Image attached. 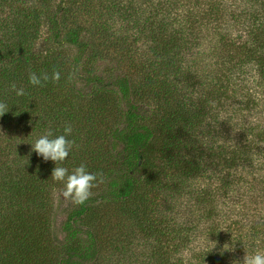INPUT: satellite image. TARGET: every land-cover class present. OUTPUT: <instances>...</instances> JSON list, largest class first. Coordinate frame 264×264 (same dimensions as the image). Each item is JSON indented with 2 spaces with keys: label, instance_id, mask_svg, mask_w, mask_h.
Masks as SVG:
<instances>
[{
  "label": "trees",
  "instance_id": "1",
  "mask_svg": "<svg viewBox=\"0 0 264 264\" xmlns=\"http://www.w3.org/2000/svg\"><path fill=\"white\" fill-rule=\"evenodd\" d=\"M256 1L252 0L253 5ZM77 2L0 0V8L7 4L13 9L0 18L4 23L0 29V102L9 107L0 116V264H97L101 247L94 225L89 224L92 214L101 206L138 202L144 189L154 190L159 185L177 195L183 191L189 202L186 208L193 211L195 219L189 226L205 223L211 237L219 238L222 232L227 235L228 247L236 252L234 261L261 248L264 216L258 213L260 206L252 205H263L264 200V54L259 50H264V15L250 13V30L246 31L240 14L219 9L226 2L232 5V0H164L155 5L158 12L164 11L163 18L146 17V31L152 44L151 66L166 79L160 83V92L157 86H149L150 80L158 81L155 76L143 84L119 73L115 61L96 64L83 30L66 25L61 18ZM260 2L264 6V0ZM200 20L211 23L217 37L211 51L217 54L207 75H184L181 81L178 74L183 69L177 58L190 51L200 55L199 37L192 31ZM37 21L42 27L39 41ZM176 24L178 29L173 28ZM240 66L251 68L256 75L254 91L259 92L252 93L241 84L242 94L232 91L230 79ZM53 71L60 72L58 82L29 84L31 72L51 75ZM12 84L23 88L24 95L17 96ZM197 88L201 95H196ZM146 90L156 97L147 99L150 92ZM231 102L239 109H230ZM72 103L99 112L109 110L113 124L105 135V167L94 170L103 174V182L92 189L93 195L84 204L77 206L68 200L59 208L63 219L55 226L54 218L49 215V222L31 205L36 202L39 206L49 190L57 189L51 177L40 171L43 162L39 156L32 158L36 163H30V169L18 167L23 162L20 143L28 130L47 123L54 107L67 110ZM234 113H238L236 117ZM232 117L236 122L241 118L240 122ZM202 173L208 178L205 186L188 189ZM174 176L175 181L162 185L161 179ZM166 184L169 190L164 188ZM133 215L141 230L159 244L160 264H183L180 255L176 258L172 252L188 245L191 229L153 226L143 213L135 211ZM175 236L180 237L179 248L170 250L168 242L175 243ZM42 241L61 250L54 260L42 253ZM190 253L195 260L201 257Z\"/></svg>",
  "mask_w": 264,
  "mask_h": 264
},
{
  "label": "rangeland",
  "instance_id": "2",
  "mask_svg": "<svg viewBox=\"0 0 264 264\" xmlns=\"http://www.w3.org/2000/svg\"><path fill=\"white\" fill-rule=\"evenodd\" d=\"M162 1L164 2V0H78V2L68 10V14L61 18L66 25L81 29V31L83 30L82 32L85 40L89 41L92 45V57L95 59L97 65H110L115 61L117 62L119 73L130 77H136V80L143 84L147 82V79L155 76L153 79H157V83L150 80L149 82L152 83L149 84V86H157L156 91L161 92L163 91L162 88H158L161 86V81H164L165 78L160 70L151 66L152 57L150 48L152 44L149 41L148 32L146 31L149 23V21L146 20V17L157 15L158 20L162 19L164 11H162V14L161 9L160 12H158L159 10H156V7H154ZM259 1L260 0L256 1L253 5L252 0H238L235 2L232 0V5H229V3L226 2L225 6L220 5L219 9L221 11H223V9L226 11H236V14H240L243 21L246 22V31H249L250 24L248 18L250 13L252 14L257 11L259 12L258 16L264 15V6H262V2L259 4ZM9 12L12 13L13 9L5 4L3 8H0V18L3 19ZM1 20L0 29L1 26L4 25ZM39 22L40 21L34 23L38 33L37 41L41 40L42 37V27L40 24L38 25ZM197 22L200 23V25L196 28L194 26L193 29H190H192L193 35L199 37L197 42L200 44V55L197 56L195 52L190 51L187 53L182 52L183 54L178 56V63L183 71L185 70V72L180 70V73L178 74L179 80L181 81L185 79L182 80L181 78L184 75L195 76L196 74L198 77L207 75L209 72L208 65H212V61H214L213 58L217 54L216 51H211L217 38L212 34V30L210 29L211 23L202 22L201 20ZM173 28L178 29L179 26L176 24ZM185 33L186 37L190 39L188 28H186ZM1 35L2 32L0 31V37ZM247 40L248 45L252 47L253 42H251L248 37ZM191 42L194 43L195 40L193 41V39H191ZM259 50L261 52H259L260 54H264L262 48ZM255 76L256 75H253V72L249 67L240 66V68H235L232 73V78L230 79L232 91L242 94L243 92L238 88V85L241 84V87L252 93L259 92L254 91L253 82ZM242 77L245 78L241 81L240 79ZM148 91L150 93L147 99L149 97H156L154 92L151 93L150 90H146L147 93ZM201 94L202 91L200 88H197L196 95ZM158 99L161 100V98ZM67 106L69 105L67 104ZM228 106H231L230 109H239L238 104L232 102L228 103ZM49 107L51 106L49 105ZM66 108L67 110H60L59 107H54V110L56 111L54 113L51 112V117H49L50 119L46 124L39 126L37 129L34 128L35 130H28L27 134L23 131V133L26 134V137L23 143H20V148L24 149L22 151L23 162L18 165L19 168L29 166L28 169H30V163H36L32 158H36L38 155L32 151L31 145L34 144L39 136L48 129H52L56 135H59L63 132V128L66 124H70L73 128L72 136L69 138L75 140L76 146L73 147L69 156L62 165L59 166L66 167L69 172H71L75 167L84 164L87 171L90 173H94L96 172L94 170L105 167V160L103 158V151L105 150V145L107 143V137H105V135L109 127L113 124V117L110 115V111L99 112L97 110H91V108L82 103H72L71 107ZM49 110L50 109L48 108L47 111ZM44 112L45 110L40 111V113L45 116ZM237 114L238 113H234V117H236ZM223 115L228 118L226 113ZM234 117H232V121L236 122ZM240 119L236 123H239ZM226 133L227 130L222 137L224 140ZM39 159L41 160H39L41 163L43 162L40 166V171L51 177L55 164L52 161H44L42 157ZM37 165H39L38 162ZM170 180L175 181V176L173 178L170 177L169 179H161L162 185L171 182ZM206 180H208L207 175L202 173V175L190 183L188 189L193 185L194 188H201L205 186ZM52 184L57 190H49L48 194L44 195L42 203L39 206L36 202L31 206L34 207L33 209H37L36 211L38 213L43 214L45 216L44 218L49 222H51L50 215L55 219L54 225L58 226L63 219L62 210L59 208L65 207L68 204V200L62 195L61 191L63 189H59V186L63 185V183L52 179ZM162 187L159 185L154 190L144 189L138 202L122 206H101L92 214L89 219V224L94 225L101 247L97 264L161 263L158 260L156 253L159 244L151 234H146L141 230L138 220L133 215L135 211L143 213L145 217L150 219V223H152L153 226L158 225L160 227H168L175 230H179L180 227L186 226L192 230L188 236L189 243L185 247L179 248L178 242L180 237L178 236H175L174 238L175 243L171 244V242H168L170 250L179 248V252L176 253L174 251L172 252V255L176 258L177 255H180L178 258L181 259L180 261L183 264H232L236 252L233 248L228 247L227 235L225 236L224 232H222V236L219 238L211 237L206 232L207 225L205 223L201 224L202 222H200L201 225L194 228L189 226L195 219L193 211L186 208L189 202L185 199L183 191H181L180 195H177L172 191H164ZM167 187L166 184V187L164 188ZM258 189L257 186L256 190ZM252 194L256 195L257 192ZM216 202L222 204L221 201H218L217 199ZM250 202L251 200H248L249 205ZM259 204L260 202L253 204L252 206H260L258 213H261V217L264 216V200L263 205ZM225 211H227V209H225ZM209 241L214 242V248L213 244ZM5 243L6 244L3 247L4 250L8 246V243ZM41 248H43L44 251L42 253H44L48 260H54L61 252L59 248L51 244L49 241H42ZM253 250H264V244L261 248H255ZM191 251L200 255V259L195 260L192 257V253H190ZM246 253L252 252L247 251ZM231 256L232 260L229 259ZM244 256L236 257L235 259L239 260L242 264ZM187 259L189 263H187ZM184 260L186 262H184Z\"/></svg>",
  "mask_w": 264,
  "mask_h": 264
},
{
  "label": "clouds",
  "instance_id": "3",
  "mask_svg": "<svg viewBox=\"0 0 264 264\" xmlns=\"http://www.w3.org/2000/svg\"><path fill=\"white\" fill-rule=\"evenodd\" d=\"M28 80L29 84L33 86H43L42 82H48L49 80L58 82L60 80V72L53 71L51 75L48 73L37 75L35 72H31ZM11 89L16 92L17 96L24 95V89H17L15 84L11 85ZM8 111V105L0 102V116H3ZM72 133L73 128L70 124H66L63 132L59 135H56L52 129H48L31 146L32 151L42 157L44 161H52L55 164L51 178L54 181L62 182L63 197L70 200L72 204L79 206L93 195L92 189L103 182V174L90 173L84 164L75 167L71 172L66 167L59 166L62 165L73 147L76 146L75 140L69 138ZM210 243L213 244L214 248V242ZM232 264H241V262L233 261ZM242 264H264V250L246 253Z\"/></svg>",
  "mask_w": 264,
  "mask_h": 264
}]
</instances>
